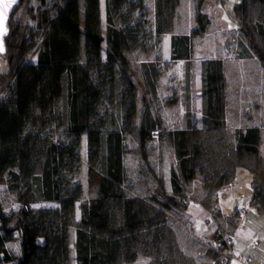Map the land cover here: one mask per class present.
I'll return each instance as SVG.
<instances>
[{"label":"rangeland","instance_id":"rangeland-1","mask_svg":"<svg viewBox=\"0 0 264 264\" xmlns=\"http://www.w3.org/2000/svg\"><path fill=\"white\" fill-rule=\"evenodd\" d=\"M64 1L24 0L12 15V19L22 27L20 40L27 49L20 59L15 76L8 75V64L0 55V101L15 96L19 77L34 78L38 75V52L42 37L36 35L35 17L40 9L50 10L54 17L57 6H62ZM182 2V11L188 9V0ZM201 2H203L201 12L207 15L210 21L208 29L214 21L217 32L212 33L216 37L228 33L225 30L226 25L221 21L220 1L210 8V12H214L213 16H210L204 12L206 0H193L196 23L197 8ZM101 3L103 9L100 30L105 36L106 0H101ZM253 3L256 13L262 17L251 19V30L248 32L233 34L235 40L246 34L244 36L247 38L248 46L239 47L240 42L237 40L235 48L234 38L231 36L227 40L225 55L222 56L240 58L247 53L252 56L253 59L245 64L246 105L240 109H245L246 125L253 124L258 117L264 130V36L259 33L260 27L264 30V24L261 23V20H264V2L249 0L247 4L252 7ZM178 5L174 21L178 14ZM143 7L145 12L143 20L148 21L146 27L154 32L157 22V0H144ZM141 13L142 10L138 9L137 19ZM162 37L157 41L156 36H153L146 41L144 48L127 50L125 60L113 67L108 66L106 62V42L103 44L101 63L94 64L95 59H87L86 56L79 62L82 76L86 77L87 83L102 89V99L98 104L97 116L91 121V128L103 132L120 130L123 135L126 179L122 186L113 187V194L117 197H134L136 201L135 213L138 224L134 230H130L124 224L122 200L115 197L106 202L108 230L104 235L110 242L113 261L120 264H218L221 257L230 256L232 248L229 237L236 226L234 216L241 217L239 205L248 207L249 211L257 209L264 212V166L256 158L257 154L249 156L247 162L237 158L238 152L233 148L235 130H228L226 134L212 137L206 136L197 129V119L192 114L195 131L191 148L194 153L196 176L185 187V201L182 202L184 206L178 204L179 198L175 199L176 206L165 205L159 198L161 202L156 201L158 194L172 195L170 173L172 168L178 169L175 151L167 133L179 128L163 126V114L166 109H173V105L178 103L180 90L185 95V107L189 108L191 102L188 93L190 86H193V67L190 69V77H187L186 63L185 81L181 84L178 81L180 71L173 70L171 62L164 60ZM201 37L193 38V50L195 45L201 43L199 40ZM146 63H153L159 71L157 82L161 78L162 85L158 91L157 83L156 95L147 92L149 87L143 72ZM168 73H172L174 79L171 84L168 82L170 77ZM234 77L236 76L233 74L230 98L232 105L239 107L241 100L237 101L239 96H235L234 92L238 90L241 95L243 92L241 80ZM45 85L47 82L44 81L41 87ZM146 93L152 112L160 122V129L143 144L140 124ZM42 98L48 105L45 112H42L41 108ZM65 107L63 97L54 100L51 92H47L43 97L40 88L37 91L36 98L30 106L28 133H31L32 137H37L39 154L28 168L29 175L19 167L15 169L22 176L20 181L23 187L20 191L13 192L8 184L0 183V205L10 216V226L18 222L31 226L33 220H39L40 213H44L48 214L46 228L51 234L60 237L64 231V222L58 217L60 205L56 202L37 200L32 190H27V185L31 184L33 177L42 174L48 144L70 142L65 133ZM20 149L23 154L28 153L26 136L21 138ZM80 157V167L73 180L75 184L83 186L84 194L70 216L67 230L68 258L58 264H76L75 232L80 227L81 204L97 197L103 181L100 162L98 159L93 161L94 155L90 153L89 130L81 138ZM26 208H29V213L25 212ZM223 239H226V248L221 249L219 245ZM216 242L219 245L216 246ZM7 247L15 256L22 255L20 237L8 243Z\"/></svg>","mask_w":264,"mask_h":264},{"label":"trees","instance_id":"trees-1","mask_svg":"<svg viewBox=\"0 0 264 264\" xmlns=\"http://www.w3.org/2000/svg\"><path fill=\"white\" fill-rule=\"evenodd\" d=\"M24 0H21L20 4ZM144 0H106V35L101 33V0H65L57 6L56 15L50 10L40 9L36 15V35L42 37L38 52V75L34 78L19 77L15 96L0 101V183H6L13 192L20 191L21 174L16 168L25 170L29 175V166L39 154L36 136L28 133L30 106L40 88L41 94L51 92L54 100L65 99V133L70 142H50L46 148L43 172L32 178L27 190L40 201L56 202L60 205L59 219L64 222V231L60 237L51 234L47 228L48 214L40 213L39 220H33L31 226L16 223L10 226V216L0 205V264H58L66 261L69 254L68 235L70 216L76 203L82 198L84 189L74 183V175L81 162L80 146L83 134L89 130V149L94 155L93 161L100 162L103 181L98 195L89 202L81 204L80 227L75 232L76 264H120L113 261L110 242L106 235L105 205L111 198L122 200L125 226L130 230L137 227L134 197L113 194L114 186H122L126 175L124 169L123 135L120 130L112 132L95 131L91 121L97 116L98 104L102 99V89L87 83L81 73L79 62L86 56L94 58V64L101 63L103 44L106 42V62L113 67L125 60L129 49L144 48L146 41L156 36L160 41L163 34L170 32L179 0H157L156 30L146 27ZM264 2V0H261ZM226 0H220L221 6ZM203 2L197 8V27L191 35L172 37L171 60L187 62V77L191 75L193 56V38L207 32L209 18L201 12ZM18 8V7H17ZM16 8V9H17ZM138 9L142 10L136 18ZM16 11V10H15ZM14 11V13H15ZM13 13V14H14ZM259 33L264 36L260 27ZM10 34L6 38V54L1 55L8 64V75L15 76L26 46L20 40L22 27L11 17ZM144 77L147 92L156 95L159 71L153 63L144 65ZM45 87H41L43 82ZM204 130H219L225 125L226 79L221 60L202 62V92ZM145 107L140 124L141 140L145 144L160 129V122L154 116L147 93L143 98ZM83 103V105H82ZM42 112L48 105L41 100ZM187 126L183 130L169 131L168 137L173 145L178 169L172 168L170 184L172 195L158 194L156 201L176 206V198L182 204L185 201V187L196 176L194 153L191 140L195 126L192 115L187 112ZM26 136L28 153H22L21 138ZM261 133L256 127L235 130L233 148L240 154L258 153ZM7 177L9 179H7ZM159 198V199H158ZM171 203V204H170ZM182 206H184L182 204ZM29 213V208L25 209ZM18 237L21 238L22 255L17 257L7 247ZM215 243L226 248V239ZM220 249V250H221ZM230 257H221L218 264H229Z\"/></svg>","mask_w":264,"mask_h":264},{"label":"crops","instance_id":"crops-1","mask_svg":"<svg viewBox=\"0 0 264 264\" xmlns=\"http://www.w3.org/2000/svg\"><path fill=\"white\" fill-rule=\"evenodd\" d=\"M220 0H206V4L204 7V12L209 14L210 16L214 14V12H210V8L213 4L219 3ZM189 7L186 10L182 11L183 2L181 0V4L178 5V14L176 16L175 21L173 22V26L170 32L163 34L162 37V45L164 49V60L167 62H171L173 66V70L177 69L180 71L179 73V83H184L185 81V68L186 61L179 60L173 62L171 60V51H172V37L175 35H191L192 31L195 29L197 25L194 19V6L193 0H188ZM249 0H226L223 6H221V21L224 23L225 30L228 33L221 34L216 37L212 33L217 32L215 27L216 23L213 21L210 24V28L207 30L205 35H202L200 44L195 45L193 50V56L190 61L191 67H193V86L191 85V89L189 90V102L191 105L189 108L185 107V95L182 90L178 93V103L173 105V109H166L163 114V126L169 128H179V130H183L187 126V112L197 119V129L201 132H204L206 136H216L220 134H226L228 130H238L245 128H252L258 126L261 133L259 150L257 153V159L262 166H264V130L261 125V120L258 117L253 121V124L246 125L245 120V109H240L246 105V69L245 64L250 62L253 58L247 53L243 56L239 57H226L225 55V47L227 45L228 38L233 37V34L239 35L243 33L242 31L248 32L251 27V19H257L259 16L262 17L261 14L256 13L253 8L249 7L247 4ZM245 6V7H244ZM244 7V8H242ZM102 3H101V14H102ZM185 13V15H184ZM219 16L220 14L217 13ZM186 16V19H184ZM214 19V18H213ZM259 20V19H258ZM261 23L264 24V20H261ZM251 30V29H250ZM231 33V34H230ZM246 35V34H244ZM244 35H240V39H236L233 37V46L237 47V40L239 43V47H246L247 38ZM206 60H221L223 62L224 75L226 79V106H225V125L223 128L219 130H204L202 126V118H203V100L201 97L202 92V62ZM169 74V84L173 83L174 79L172 73ZM234 74V78L241 80V88L243 94L238 93V90L235 96H239V100H241V106H233L231 103V92L233 82L231 81V76ZM158 91L161 88L162 81L161 78L158 80ZM240 87V84L238 85ZM238 103V102H237ZM237 107V108H236ZM232 112V113H231ZM257 116V115H256ZM257 128V127H256ZM174 131V130H172ZM263 140V142H262ZM249 156L247 155L237 154V158L241 160H245L247 162ZM246 168V167H245ZM244 169V168H243ZM239 207H243L240 206ZM238 207V208H239ZM237 208V210H238ZM240 216V215H239ZM235 227L232 230V234L229 237L231 242V253H230V262L229 264H264V212L258 211L254 209L253 211H249L248 214L242 218L234 216ZM233 220V221H234Z\"/></svg>","mask_w":264,"mask_h":264},{"label":"water","instance_id":"water-1","mask_svg":"<svg viewBox=\"0 0 264 264\" xmlns=\"http://www.w3.org/2000/svg\"><path fill=\"white\" fill-rule=\"evenodd\" d=\"M21 0H0V55L6 54V38L10 34V19ZM5 4L9 7L5 9Z\"/></svg>","mask_w":264,"mask_h":264},{"label":"built area","instance_id":"built-area-1","mask_svg":"<svg viewBox=\"0 0 264 264\" xmlns=\"http://www.w3.org/2000/svg\"><path fill=\"white\" fill-rule=\"evenodd\" d=\"M249 210L250 209L248 207H241V209H240V216L242 218H244L248 214ZM204 221L208 222V220H204Z\"/></svg>","mask_w":264,"mask_h":264},{"label":"snow or ice","instance_id":"snow-or-ice-1","mask_svg":"<svg viewBox=\"0 0 264 264\" xmlns=\"http://www.w3.org/2000/svg\"><path fill=\"white\" fill-rule=\"evenodd\" d=\"M7 7H9V5L8 4H5V9H7Z\"/></svg>","mask_w":264,"mask_h":264}]
</instances>
